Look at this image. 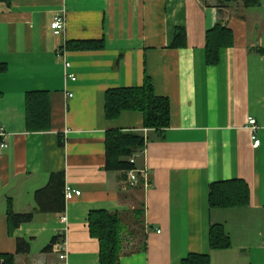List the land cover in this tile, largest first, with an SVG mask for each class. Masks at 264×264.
Returning a JSON list of instances; mask_svg holds the SVG:
<instances>
[{"label": "crops", "instance_id": "crops-1", "mask_svg": "<svg viewBox=\"0 0 264 264\" xmlns=\"http://www.w3.org/2000/svg\"><path fill=\"white\" fill-rule=\"evenodd\" d=\"M62 12L67 27L56 35L51 22ZM217 23L233 31V44L208 65L207 31ZM178 28L186 46H174ZM263 48L264 0L0 1V130L8 142L2 149L0 137V253H14L15 264H59L45 247L66 215L68 264H101L88 217L106 209L121 219L120 264H182L189 253H209L211 264H264ZM147 77L170 100V127L161 133L144 127L140 111L106 114L108 90ZM111 129L150 137L135 154L145 170L138 183L106 168ZM54 173L81 194L65 198L63 211L41 212L35 193ZM234 178L248 183L250 204L212 209L211 184ZM10 206L33 211V220L13 226ZM214 224L225 227L230 248L210 247ZM18 237L29 253H17Z\"/></svg>", "mask_w": 264, "mask_h": 264}, {"label": "trees", "instance_id": "trees-1", "mask_svg": "<svg viewBox=\"0 0 264 264\" xmlns=\"http://www.w3.org/2000/svg\"><path fill=\"white\" fill-rule=\"evenodd\" d=\"M9 2V0H0ZM246 6H257L261 0H243ZM233 31L217 23L207 31L206 60L208 65H217L221 60L223 51L233 44ZM174 46H186L185 28L176 31ZM264 54V48L261 49ZM3 68L0 65V69ZM39 96L40 93H37ZM30 101H37L38 97L31 94ZM123 111H140L144 115V127L161 133L170 127L171 112L168 97L159 96L155 92L153 81L147 77L141 86L114 88L107 91L106 114L109 119H118ZM144 133L137 130L111 129L106 134L108 170L130 171L137 169L131 157L143 151L149 141ZM65 174H52L47 186L36 191L37 210L49 212L63 211L65 208ZM209 204L215 208H241L250 204V187L240 178L217 181L211 184ZM9 219L13 226L33 220L35 213H16L10 206ZM89 227L92 236L100 243L99 259L101 264H120L122 250L121 219L116 213L106 209H94L89 213ZM57 236L45 251L53 248ZM209 244L212 249H227L232 245L229 234L221 224H214L209 232ZM30 242L18 237L17 253H29ZM0 264H15L14 253H0ZM182 264H211L209 253H189Z\"/></svg>", "mask_w": 264, "mask_h": 264}, {"label": "built area", "instance_id": "built-area-1", "mask_svg": "<svg viewBox=\"0 0 264 264\" xmlns=\"http://www.w3.org/2000/svg\"><path fill=\"white\" fill-rule=\"evenodd\" d=\"M67 27L66 22V15L64 12L57 15L54 20L51 22V28L53 29L54 33L56 35L62 34ZM59 55H64V51L62 49H59ZM66 77L68 80L75 81L77 79V75L70 71L72 64L69 61H66ZM69 96L72 97L73 93H69ZM247 127L251 131V140L255 146L260 145V139L258 138V130L259 125L257 123V119L253 116L248 117L247 121ZM7 135V132L2 127L0 130V137L3 138V143L1 144V148L8 147V142L5 139V136ZM137 155H133L131 157V161H136ZM130 180L133 184L138 183L139 180L144 176L145 178V170H139V169H133L128 172ZM81 191L72 188L70 185H66L65 187V198L67 201L71 200L74 196L80 195ZM61 221L64 223V227L59 231L57 234V240L53 244V250L57 253L59 258V264H68V257H69V246H68V234H69V224H68V218L66 215H63L61 217Z\"/></svg>", "mask_w": 264, "mask_h": 264}]
</instances>
